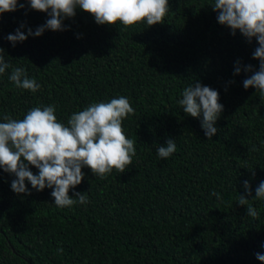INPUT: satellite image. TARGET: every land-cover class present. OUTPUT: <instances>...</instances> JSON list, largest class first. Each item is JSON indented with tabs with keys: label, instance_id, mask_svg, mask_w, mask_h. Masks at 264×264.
<instances>
[{
	"label": "trees",
	"instance_id": "16d2710c",
	"mask_svg": "<svg viewBox=\"0 0 264 264\" xmlns=\"http://www.w3.org/2000/svg\"><path fill=\"white\" fill-rule=\"evenodd\" d=\"M213 4L169 0L162 24L126 30L119 23L97 25L77 8L63 20L66 30H46L15 47L9 33L21 24L25 33L34 31L48 15L26 3L0 14L6 62L41 86L35 93L16 88L11 68L0 75V122L55 106L57 120L67 125L90 104L125 96L134 114L122 127L136 151L124 173L113 169L101 179L82 169L83 180L68 194L86 193L89 202L70 208L56 207L51 189L38 192L27 181L30 195L14 193L15 177L0 169V264H260L264 201L251 199L264 181V99L243 88L252 73L233 75L236 61L258 70L252 59L258 45L218 24ZM196 81L217 90L223 105L212 140L202 117L187 116L178 104ZM167 139L175 140L176 151L162 160L156 149ZM239 195L258 210L255 221L238 205Z\"/></svg>",
	"mask_w": 264,
	"mask_h": 264
},
{
	"label": "clouds",
	"instance_id": "9594fccd",
	"mask_svg": "<svg viewBox=\"0 0 264 264\" xmlns=\"http://www.w3.org/2000/svg\"><path fill=\"white\" fill-rule=\"evenodd\" d=\"M25 3L33 11L47 13L48 19L34 31L27 28L25 33L22 31L25 25L21 24L14 33H9L5 38L13 47L29 36L40 37L46 30H66L63 20L74 17L77 8L91 15L97 25L119 23L123 26L121 30L140 23L148 27L162 24L170 12L169 0H24L23 3L0 0V14L16 11L17 7L22 9ZM212 10L217 13L218 24L230 29L233 36L239 31L249 44L255 39L258 46L252 59L259 62L258 70L254 71L250 64L241 66L240 61H236L233 75L242 71L252 73L243 80V88H254L264 99V0H214ZM4 54L0 47V75L11 68L8 79L16 88L37 92L40 84L29 78L24 68H12ZM181 97L178 104L183 112L192 118L202 117L200 126L205 137L212 140L217 133L214 125L223 111L219 92L196 81L183 89ZM133 114L129 99L119 96L106 103H92L73 113L67 125L57 120L55 106L33 107L22 119L4 115V122H0V169L15 177L10 187L16 194H31L25 184L27 181L38 192L51 189V197L58 208L87 204L86 193L74 192L70 197V189L81 183L84 168L103 179L113 169L124 173L131 165L136 155L135 141L124 134L122 121ZM175 151V140L167 139L164 146L157 147L156 155L166 160ZM29 166L38 169V174H33ZM243 187L246 196L252 197L247 180ZM210 195L221 199L214 190ZM246 196H238V205L246 207L247 217L255 221L259 212L250 201H264V181L256 187L251 200ZM57 252L62 253L63 249L58 248ZM255 258L264 264V254L257 252Z\"/></svg>",
	"mask_w": 264,
	"mask_h": 264
}]
</instances>
